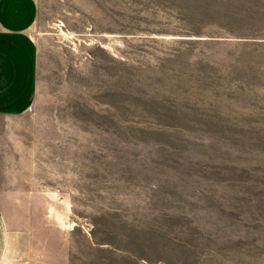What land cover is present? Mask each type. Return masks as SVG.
<instances>
[{"label": "rangeland", "instance_id": "obj_1", "mask_svg": "<svg viewBox=\"0 0 264 264\" xmlns=\"http://www.w3.org/2000/svg\"><path fill=\"white\" fill-rule=\"evenodd\" d=\"M37 3L0 264H264V0Z\"/></svg>", "mask_w": 264, "mask_h": 264}, {"label": "crops", "instance_id": "obj_2", "mask_svg": "<svg viewBox=\"0 0 264 264\" xmlns=\"http://www.w3.org/2000/svg\"><path fill=\"white\" fill-rule=\"evenodd\" d=\"M37 18V0H0V140L36 102L39 51L31 30ZM4 225L0 213L2 238Z\"/></svg>", "mask_w": 264, "mask_h": 264}]
</instances>
